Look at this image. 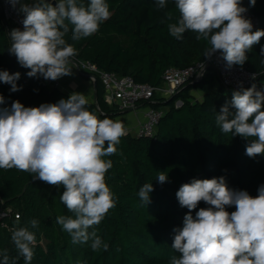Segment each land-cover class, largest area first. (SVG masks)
I'll list each match as a JSON object with an SVG mask.
<instances>
[{
	"label": "trees",
	"instance_id": "16d2710c",
	"mask_svg": "<svg viewBox=\"0 0 264 264\" xmlns=\"http://www.w3.org/2000/svg\"><path fill=\"white\" fill-rule=\"evenodd\" d=\"M78 2L87 5L88 0ZM106 3L111 16L92 36L73 41L69 26L65 39L76 49L71 61L89 62L101 72L130 77L137 84L158 88L166 70L185 69L206 59L204 50L210 45L206 40H197L196 32L186 31L179 40L169 34L167 25L180 16L175 0H167L166 8L160 10L156 0H106ZM242 6L258 19V30H264V0H256L254 7L250 6V0H242ZM166 13L172 14L171 20ZM11 43L0 13V71L20 72L17 84L22 86L12 92L10 85L0 82V95L5 98L0 109H10L14 101L25 107H38L69 97L59 88L44 85L39 77H28L30 69L21 67L8 51ZM262 47L264 37L246 53V62L236 65L257 74V82L264 80ZM94 85L95 101L88 103V110L100 119L118 121L122 113L105 103L99 79ZM193 90L200 91L202 99H195ZM232 93L208 68L198 83L182 85L171 98L154 95L145 103L146 107L163 112L154 136L135 137L126 132L116 145L117 153L104 157L113 165L105 179L116 206L89 231L94 229L109 245L107 251L101 248L94 252L91 241L73 244L70 235L56 222L58 216L74 217L60 200L63 186L49 185L33 179L34 174L15 168L0 169V209H10L18 216L0 219V252L7 250L9 264L13 259L16 264H25L11 236L17 228L28 227L36 237L31 264H171L173 257L180 255L172 248L173 229L183 227L189 211L176 198L181 185L194 178L223 176L230 189L246 190L255 197L258 187L264 184V154L255 158L246 155V145L255 137L248 140L223 133L216 125L213 109L219 112L231 100ZM177 102L181 103L179 107L175 105ZM159 172L167 174V182L157 181ZM146 183H152L154 188L147 205L138 196ZM207 207L201 201L191 214L195 217L200 208ZM226 210L232 212L235 207ZM33 219L39 221L37 228L30 226Z\"/></svg>",
	"mask_w": 264,
	"mask_h": 264
},
{
	"label": "clouds",
	"instance_id": "9594fccd",
	"mask_svg": "<svg viewBox=\"0 0 264 264\" xmlns=\"http://www.w3.org/2000/svg\"><path fill=\"white\" fill-rule=\"evenodd\" d=\"M10 6L23 15V29L9 31L12 41L8 51L23 68L30 69L28 77L42 76L55 81L72 75L71 57L74 46L65 37L71 25V39L78 41L95 34L111 12L106 0H8ZM256 0H250L254 7ZM19 6V7H17ZM167 0H156L158 10ZM180 13L174 23L167 25L169 34L182 39L186 31L197 33V40H206L210 47L204 57L219 52L227 68L242 66L246 53L264 37V30L253 31L245 17L247 8L242 0H175ZM168 20L171 13H166ZM264 56V47L261 48ZM264 63V61H262ZM20 72L0 71V82L10 85V91L21 90L17 84ZM5 98L0 95V104ZM88 100L82 93L73 92L57 103L25 107L14 101L11 108L0 109V169L15 168L28 172L53 186H63L62 204L73 216H58L56 222L67 232L73 244L91 241V249L107 251L105 243L93 229L116 206L114 194L106 183V173L112 161L105 160L117 153L116 145L126 134L124 125L108 118L100 119L88 110ZM264 87L253 83L234 90L232 98L216 112V125L223 133L243 138L255 137L246 145V155L255 158L264 154ZM234 110V111H233ZM124 114V113H122ZM107 143V147L105 144ZM157 181L167 182L164 172ZM152 183L144 184L138 192L146 205ZM253 197L246 190L230 189L225 177L192 179L176 192L179 205L189 211L183 227L173 229L172 248L179 258L171 264H264V184ZM203 201L209 207L191 214ZM235 207L229 212L228 207ZM39 221H30L37 228ZM11 240L23 256L25 264L34 257L35 233L28 227L13 231ZM0 264H9L7 250L0 252ZM11 264H16L13 259Z\"/></svg>",
	"mask_w": 264,
	"mask_h": 264
},
{
	"label": "built area",
	"instance_id": "2783aa9c",
	"mask_svg": "<svg viewBox=\"0 0 264 264\" xmlns=\"http://www.w3.org/2000/svg\"><path fill=\"white\" fill-rule=\"evenodd\" d=\"M22 2L33 4L35 0H22ZM0 13L9 38V31L13 28L23 29V15L13 9L8 0H0ZM244 15L251 20L253 31L258 30V19L248 11ZM71 63L79 74L87 76L93 84L96 79H99L104 91V101L108 106L115 107L121 113L142 111L143 121L137 128L126 131L132 133L135 137H153L156 126L163 116L162 111L146 107L145 103L149 102L154 95L161 98H171L182 85L201 80L208 68L216 73L220 84L226 90L233 92L238 90L241 85L248 88L253 83L257 87H264V80L257 82V74L236 65L227 68L219 52L215 53L210 59L206 58L204 61L197 62L188 68H170L166 70L162 76V85L158 88L147 84H137L130 77H119L113 73L101 72L94 64L89 62L75 63L71 61ZM58 86V83H54V88H58ZM175 105L179 107L181 103L177 102ZM12 216L14 219H18V216L13 215L10 209H0V219H9Z\"/></svg>",
	"mask_w": 264,
	"mask_h": 264
},
{
	"label": "crops",
	"instance_id": "0c3cea01",
	"mask_svg": "<svg viewBox=\"0 0 264 264\" xmlns=\"http://www.w3.org/2000/svg\"><path fill=\"white\" fill-rule=\"evenodd\" d=\"M69 67L72 68V75L64 76L55 81L45 80L42 77L41 81L44 85H47L49 87H54V83H58V88L69 96L73 92L82 93L85 95L86 99L88 100V103H93L95 101L94 84L89 80L87 76L79 74L72 63H70ZM191 94L197 100L202 99V94L198 90H193ZM135 117V115L133 116L130 113L122 114L118 121L124 125L126 131H131L133 127V118Z\"/></svg>",
	"mask_w": 264,
	"mask_h": 264
},
{
	"label": "rangeland",
	"instance_id": "374dc122",
	"mask_svg": "<svg viewBox=\"0 0 264 264\" xmlns=\"http://www.w3.org/2000/svg\"><path fill=\"white\" fill-rule=\"evenodd\" d=\"M38 77L42 80V76H38ZM130 114H132L133 116L134 115L136 116L135 118H133V123H132L133 124L132 130H133V129L137 128L139 126V124L143 121V115H142V111H140V110L135 111V112H130ZM131 121H132V118H131Z\"/></svg>",
	"mask_w": 264,
	"mask_h": 264
},
{
	"label": "water",
	"instance_id": "95a60500",
	"mask_svg": "<svg viewBox=\"0 0 264 264\" xmlns=\"http://www.w3.org/2000/svg\"><path fill=\"white\" fill-rule=\"evenodd\" d=\"M52 2L55 3V1H53V0H52ZM198 82H199V80L196 81L195 83H198ZM94 87H95V85H94ZM94 99H95V98H94ZM128 113H130V112L127 111V112H125L124 114H128Z\"/></svg>",
	"mask_w": 264,
	"mask_h": 264
}]
</instances>
